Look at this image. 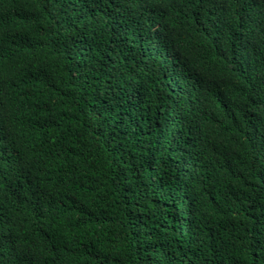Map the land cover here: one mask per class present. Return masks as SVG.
<instances>
[{"label": "trees", "instance_id": "trees-1", "mask_svg": "<svg viewBox=\"0 0 264 264\" xmlns=\"http://www.w3.org/2000/svg\"><path fill=\"white\" fill-rule=\"evenodd\" d=\"M0 264H264V0H0Z\"/></svg>", "mask_w": 264, "mask_h": 264}]
</instances>
